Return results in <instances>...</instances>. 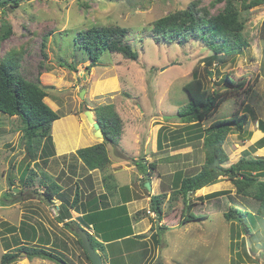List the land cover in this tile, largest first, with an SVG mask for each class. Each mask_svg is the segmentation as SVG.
Returning <instances> with one entry per match:
<instances>
[{
	"label": "rangeland",
	"instance_id": "1",
	"mask_svg": "<svg viewBox=\"0 0 264 264\" xmlns=\"http://www.w3.org/2000/svg\"><path fill=\"white\" fill-rule=\"evenodd\" d=\"M241 1L235 0V3L245 20L243 37L248 47L240 54L218 56L210 65L207 61L213 53L203 43L189 41L179 45L157 41L151 24L195 2L199 8L216 14L225 0H21L16 7L0 5V26L7 22L13 31L6 41L0 42V61L7 53H14L19 58L22 75L33 82H40L47 94L46 102L60 117L52 125L51 136L59 143H66L68 150H71L70 143L72 146L78 143L79 148H85L90 146L86 144L94 141L92 136L86 138L87 129L90 133L94 130L83 111L88 109L96 118L102 114L109 123L112 121V136L117 129L116 121L114 123L111 119L114 115V119L119 117L121 121V134L122 130L125 134L124 148L138 160L157 164L156 169L149 170L152 177L159 179L158 193L165 196L161 205L162 224L169 229L160 236L158 244L152 238L151 230L146 235L148 259L145 264H156L158 258L161 264H264V254L258 256L256 252L249 251V237L239 238L243 232L242 225L235 220L226 221L223 216L230 206H234L244 213L245 224L253 231L252 221H256L254 216L258 203L237 195V205L232 202L226 204L223 198H219L220 202L215 206L214 199L201 201L202 197L217 191H227L234 197L235 187L229 179L221 177L212 187L189 196L191 203L197 202L192 208L193 213L207 215L202 222L180 225L184 204L181 197L174 198L170 194L174 174L181 172L183 176H192L204 159L202 140H188L191 129H184L189 124L183 123L179 116V111L189 102L183 87L192 80L194 73L201 78L208 93H228L222 83L227 74L236 82L246 81L245 89L226 94L216 112L202 123V128H206L216 120L231 118L237 113L248 115V124L243 131H231L226 137L223 149L228 161L222 166L228 168L244 158L264 159V132L258 130V121L264 122V41L259 38L264 7L243 12ZM91 26L127 29L125 43L138 53V59L129 60L119 53L105 50L100 54L99 62L91 67L87 54L78 49L74 41L78 31ZM82 89L86 92L80 98ZM167 116L172 118L165 119ZM78 120L82 123L78 124ZM62 122L67 124L66 132L57 137L55 130ZM79 125H82L81 129ZM161 128L169 141L162 150H158L157 135ZM22 131L23 124L17 117L0 113V258L9 251L17 253L21 243L20 230L23 231L21 222H25L24 233L28 236L34 234L35 226L37 238L43 240L28 242V246H45L48 240L47 247H54L60 263L89 264L74 234L68 235L54 220L59 202L54 200V204H49L41 194L44 173L63 186L73 183V178L64 179L66 163L48 165L38 161L32 166L35 171L33 181L24 186L21 177L30 159L27 158ZM89 139L91 143H85ZM101 140L95 137V142ZM40 141L38 136L32 140V153H36L35 148ZM120 143L105 144L109 158L127 155ZM9 168L10 181L14 182L11 188L6 181ZM139 176V170L112 175L107 184L110 186L108 191L112 194L113 187L119 185L121 190L116 189L112 195L121 191L131 194L132 187L143 181L144 177L141 176L140 181ZM143 183L145 186L149 182L145 178ZM142 186L138 189L147 195ZM14 188L19 191L12 190L16 195L13 198L9 190ZM21 190L23 193L19 195ZM15 199L19 202L12 204ZM144 211L141 212L147 217ZM154 218L152 221L157 220ZM48 226H52L55 232H50L54 235L46 232ZM13 227V233H7V229ZM12 264L58 263L29 260L22 253Z\"/></svg>",
	"mask_w": 264,
	"mask_h": 264
},
{
	"label": "trees",
	"instance_id": "2",
	"mask_svg": "<svg viewBox=\"0 0 264 264\" xmlns=\"http://www.w3.org/2000/svg\"><path fill=\"white\" fill-rule=\"evenodd\" d=\"M20 3L21 0H3L0 5L1 7H5L11 4L16 7ZM257 7H264V0L241 1L240 8L243 12H248ZM244 28L245 20L235 0H225L224 6L216 14H211L206 8H199L196 2L191 3L186 9L169 13L151 24V31L157 38V41L166 44L177 43L179 45L187 44L189 41L203 43L213 53L208 58L207 64L209 65L218 56L240 54L244 48L248 47V42L243 37ZM12 33V27L7 22L2 23L0 26V42L6 41ZM127 35V29L122 27L91 26L85 30L78 31L74 41L77 48L84 50L87 54L90 66L92 67L99 62L100 54L105 50L110 53H119L126 59L136 61L138 53L132 49L130 44L125 43ZM259 38L264 41V20L259 28ZM22 74L19 58L14 53H7L0 61V113L11 118L17 117L23 124L22 138L25 141L27 158L30 159V163L24 168L21 182L24 186H27L33 181V174L35 173L32 165H36L40 161L46 164L47 159L54 155L51 129L53 123L60 119V117L57 112L53 111L44 102L47 94L40 85V82L38 80L36 82L28 80ZM222 83L224 88L228 90V93L238 92L245 89L246 86L245 80L236 82L230 74L222 78ZM183 89L189 96V102L179 111V116L182 117L183 123L189 124L184 129H191V137L188 140H202L204 159L200 169L194 175L183 176L181 172L174 174L173 187L170 194L174 198H182L184 204L183 210H185L182 212L180 225H186L191 222H202L206 218V214L193 213L192 208L197 202L191 203L189 196L204 187L216 184L221 177H225L235 187L236 193L234 197L227 191H217L206 195L204 198L202 197L201 201L203 199L205 201L214 199L213 205L215 206L217 202H220L218 199L223 198V200H226V204L232 202L237 205L238 202H235V196L237 195L248 197L257 202L258 207L254 217L260 222V226L262 227L260 232L258 231L253 234L252 230L245 224V220L243 219L244 213L234 206H230L223 216L226 221L232 222L235 220L239 222L242 225L244 234H251L249 236L250 252H256L255 245L258 242L260 243L258 244V248L264 249V159L244 158L228 168L222 166L228 161V157L223 149L226 137L231 131L242 132L248 124V115L246 113H237L231 118L216 120L208 127L202 128V123L216 112V109L221 105L225 95L228 93L223 94L219 93V91L208 93L201 78L196 73L193 74L192 80L184 85ZM114 118L116 116H111V119L115 120L117 125L115 136L111 134L112 121L109 123V120L101 114L96 120L103 132V142L76 150L77 157L87 169L91 171L99 170L101 172L102 183L107 191L110 188L107 184L112 175L107 172L110 160L108 159L105 144L117 145L121 136V121L119 117H117V120ZM258 129L264 132V122L261 120L258 121ZM163 131L164 129L162 128L158 131V150H162L169 141ZM37 136L41 141L38 147L36 146L35 148L36 153H32L31 142ZM132 162L137 170L140 171V174L144 176L143 181L146 178L149 182L152 177L150 170L156 169L157 164L155 162L146 163L142 159L137 161L132 160ZM42 176L45 181L42 180L40 186L42 187L41 194L44 195L46 202L49 204H54V200L61 202L58 207V214L55 217L56 221L63 223L65 228L71 227L73 222L71 221L70 210H74V207L77 206L80 193L78 191L75 192V199L70 204L67 191H64L59 183L52 179L50 175L44 173ZM11 184L14 185V182L11 181ZM113 189L115 190L116 186ZM12 190L10 189L9 191L14 198L16 195L12 193ZM22 193L21 190L19 195ZM106 193L109 194L110 192ZM163 199H165L164 194L150 196V209L155 213V218H157V220L153 221L155 225L150 229L152 232L151 236L156 244L160 242V236L169 229L168 226L162 224L163 211L161 205ZM17 202L19 200L15 199L11 203ZM121 209L124 214L123 218L127 214L125 206L122 205ZM141 214L142 212L140 211L133 218L139 217ZM245 214L249 213L245 212ZM86 216L91 220L97 217L94 213ZM131 218H125V221ZM65 220L68 221L65 222ZM125 221L122 220L121 223L123 224ZM83 222L87 223V219L84 217ZM252 223L254 229L258 230L260 228L257 221L253 220ZM21 224V229L23 230H20L21 243L19 247L15 245V247H18L17 253L12 251L4 253L0 258V264H12L17 261L19 255L22 253L29 260L43 259L60 264L61 259L56 255V251L53 248L47 247L48 240H46L45 246L38 248L27 245L28 242L38 240L43 242V240H41V237L37 238L35 226L33 227L35 233L28 236L24 233L27 223L21 222ZM13 230H15L14 227L13 229L8 228L7 233H13ZM83 231L85 232V230ZM125 232L129 234L104 240L103 242L94 239L87 232L86 234L92 248L101 256L103 264H143L148 253L146 242L144 241L147 236H132L130 228ZM120 233L122 234L124 231ZM73 234L77 238V244L81 248L84 257L91 264L87 253L81 245L80 238L75 232ZM257 238L259 239L258 241Z\"/></svg>",
	"mask_w": 264,
	"mask_h": 264
},
{
	"label": "crops",
	"instance_id": "3",
	"mask_svg": "<svg viewBox=\"0 0 264 264\" xmlns=\"http://www.w3.org/2000/svg\"><path fill=\"white\" fill-rule=\"evenodd\" d=\"M44 102L48 104V106L50 107L49 105L50 103L46 102V98H44ZM50 108L54 111L52 107ZM93 115H94V118L96 119L94 113ZM79 123L81 124L82 121L78 120V124ZM83 124H85V122H83ZM79 126L81 129L82 125H79ZM66 128H67L66 123H63V122L60 123L57 130H55V135L59 137L61 133L66 132L65 131ZM259 131L262 133L261 130ZM136 134L137 133H135V142L137 144L138 137H136ZM80 135L78 138H80ZM124 135L125 134L123 133V130H122L121 138L118 141V143L121 142L120 147L122 148H124L123 146L124 144L123 136ZM90 136L94 138V141L91 143L90 139L85 140V143L86 142L91 143V144H86V145L93 146V145L102 143L104 140L103 139L99 142L97 141L95 142L94 133H90L87 129L86 138H90ZM52 140H53V146H54V155L50 156L47 159L48 165H50L51 163H56V162L66 163L64 179L67 177L73 178V183L69 186H63L61 183H59V185L64 191H67V194L69 195L70 204L72 203V200L75 199V195H76L75 192L78 191L80 193L77 206L74 207V210H70L71 211L70 213L72 216L71 221L73 222L72 226L69 228H65L63 223H58L56 219H54L58 227L63 228L64 231L67 232L68 235H71V234L73 235V233L76 232L77 230L83 229L85 230V232H87L89 235L94 237V239L98 240L99 242H103L104 240L127 235L129 233L125 231H127L128 228H130L131 230L130 233H132V236L149 235V231L151 227L155 225L153 224L154 222L152 221L153 218H151L149 215L147 217L143 216V214H141L139 217H136V218H133V216L136 215L138 212L144 211V210L146 211L147 209L152 211L150 209V196L159 195L158 193L159 179L158 178H155V177L150 178V181H149L150 188H151L150 191L147 190V188L144 186V183L142 181V183L138 182L136 187L135 186L132 187L131 194L126 195V194H123L121 191L119 193L112 195L114 191L121 190L119 185L116 186L117 190L115 189L114 191H112V194L110 193L108 194L106 193L105 188L102 183L101 172L99 170L91 171L87 169L86 166L82 163V161L77 157L76 150L81 149L79 148L78 143L75 144V146H72L70 143L69 149L71 150H68L66 148V143L65 144L59 143L58 139H56L53 135H52ZM124 149L127 155L118 154V157H115V159L108 157V159L110 160V165H109L110 171H107L108 174L116 176L125 171H136L137 170L132 160L137 161L138 159L134 158L133 157L134 155L127 148H124ZM66 159L67 161H65ZM45 170H47V167L45 168ZM140 175L143 176L142 174ZM141 176L138 177L140 181L142 178ZM141 186L145 187V189L147 190L146 192L148 193L147 195L143 194V190L138 189ZM212 186L213 185H210L204 188L207 189ZM204 188H202L201 190H205ZM103 195L105 196L104 198H103ZM57 201L59 202V205H60L61 202L59 200ZM59 205H57V209ZM122 205L125 206V210L127 213L126 216L123 218L122 216H124V214L121 211ZM93 213L97 217L93 218L92 220L88 219V216L86 215L88 214L92 215ZM83 217L87 219V223L83 222ZM127 217L129 218L132 217V218L128 221H125V218ZM122 220L125 221L124 222L125 224L123 223L124 225L121 223ZM66 221L68 220H65V222ZM256 221H257V224L260 226L259 220L256 219ZM115 222H118V223H115ZM48 228H49L48 230L45 229L46 232H50V230L53 231L52 226L51 227L48 226ZM261 229H262L261 226L258 230L253 228L252 233L255 234L258 231L260 232ZM121 231H124V233L121 234L120 233ZM50 234L54 235V233L52 232H50ZM250 235L251 234L249 233L244 234V232H242L239 238L244 240L243 239L244 237L246 236L249 237ZM147 239H148V236L144 239V241H146ZM258 240L259 239L257 238V241ZM258 244L260 243L258 242L255 245V249L257 253L256 255L260 256L261 254H264V249H259ZM53 246H55V244ZM52 248L54 249V247ZM147 259L148 257H146L145 262L147 261ZM145 262L143 264H145Z\"/></svg>",
	"mask_w": 264,
	"mask_h": 264
},
{
	"label": "water",
	"instance_id": "4",
	"mask_svg": "<svg viewBox=\"0 0 264 264\" xmlns=\"http://www.w3.org/2000/svg\"><path fill=\"white\" fill-rule=\"evenodd\" d=\"M85 92H86V90L82 89L80 91V93H79V97L83 98V95H84ZM83 114L85 115L87 122L92 126V128L94 130V137L103 140V132L101 130V127H100L99 123L94 118L93 113L90 110L86 109V110L83 111ZM164 118L165 119H170L172 117L167 116V117H164ZM11 164L12 163L9 164V167L11 166ZM6 181H7L8 187L11 188L12 184H11V181H10V168H9V170L7 172V175H6ZM145 187L147 188V190H149V191L151 190L150 183H146ZM13 190H14V192L19 191V189H16V188H14ZM75 233L80 238L81 245H82L84 251L87 253V255H88V257H89V259L91 261V264H103L101 256L92 248V246L90 244V241H89V238H88V235L86 234V232H84L83 230L79 229ZM60 264H66V263L65 262H61ZM156 264H161V259L160 258H158V261H157Z\"/></svg>",
	"mask_w": 264,
	"mask_h": 264
},
{
	"label": "built area",
	"instance_id": "5",
	"mask_svg": "<svg viewBox=\"0 0 264 264\" xmlns=\"http://www.w3.org/2000/svg\"><path fill=\"white\" fill-rule=\"evenodd\" d=\"M148 215H150L151 217H154V214L152 212H150L149 210L146 212Z\"/></svg>",
	"mask_w": 264,
	"mask_h": 264
},
{
	"label": "clouds",
	"instance_id": "6",
	"mask_svg": "<svg viewBox=\"0 0 264 264\" xmlns=\"http://www.w3.org/2000/svg\"><path fill=\"white\" fill-rule=\"evenodd\" d=\"M97 121V120H96ZM104 139V138H103ZM150 211V210H149ZM146 212V211H145ZM151 212V211H150ZM152 213L155 215V213L152 211ZM147 214V213H146ZM148 215V214H147ZM150 216V215H149ZM151 217V216H150ZM156 217V215L154 216ZM154 217H151V218H154ZM155 219V218H154Z\"/></svg>",
	"mask_w": 264,
	"mask_h": 264
}]
</instances>
